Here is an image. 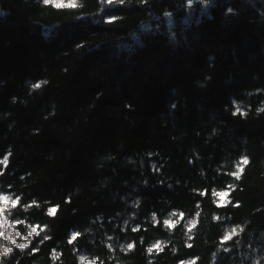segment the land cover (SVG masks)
<instances>
[{
  "label": "trees",
  "instance_id": "16d2710c",
  "mask_svg": "<svg viewBox=\"0 0 264 264\" xmlns=\"http://www.w3.org/2000/svg\"><path fill=\"white\" fill-rule=\"evenodd\" d=\"M188 1L0 0V264H264V0Z\"/></svg>",
  "mask_w": 264,
  "mask_h": 264
},
{
  "label": "rangeland",
  "instance_id": "374dc122",
  "mask_svg": "<svg viewBox=\"0 0 264 264\" xmlns=\"http://www.w3.org/2000/svg\"><path fill=\"white\" fill-rule=\"evenodd\" d=\"M70 0H52V5L56 4H64L67 5ZM189 5H195L200 3V0H189ZM217 203H223L225 198L224 195L220 193H216ZM9 198L0 195V250H4L3 244L4 242H9L12 240L13 234L15 230L10 227L8 218L6 217V210L11 206Z\"/></svg>",
  "mask_w": 264,
  "mask_h": 264
},
{
  "label": "snow or ice",
  "instance_id": "6c2138e0",
  "mask_svg": "<svg viewBox=\"0 0 264 264\" xmlns=\"http://www.w3.org/2000/svg\"><path fill=\"white\" fill-rule=\"evenodd\" d=\"M113 2H114V0H107V3H108V4H112ZM119 2H120V3H123L124 0H119ZM43 3H44L45 5H48V4L52 3V0H43ZM55 6L58 7V8H59V7H69V8H73V7H76V4H75L74 0H70V2H69L67 5H64V4L61 3V4H56ZM230 11H231V9H230ZM40 86H41L40 83H37V84H34V85H33V88H39ZM173 107H174V106H173ZM237 111H239V109H237ZM262 111H264V109H262ZM233 114H235V113H233ZM241 114H244V113H241ZM6 162H7V157H5L3 161H0V163H6ZM244 163H247V160H246V159H245ZM236 178L239 179V175H238V174H236ZM220 194H221V195H224V193H220ZM55 211H56L55 208H50V209H49V214H50V215H51V214H54ZM32 231L35 232L36 229L33 228ZM31 234H32V233H29V235H31ZM77 235H79V234H78V233H74L72 239L69 240V243H72V240H74V239L76 238ZM226 239H227V237H226ZM19 247H20V248H25V247H27V245L21 244V245H19ZM127 247H128V248H131L132 245L129 244ZM9 251H11V249H8V248H5V249H4V252H5V253H7V252H9ZM150 251H151V249H150ZM93 264H95V262H93Z\"/></svg>",
  "mask_w": 264,
  "mask_h": 264
}]
</instances>
